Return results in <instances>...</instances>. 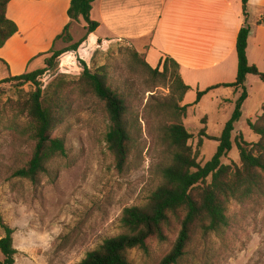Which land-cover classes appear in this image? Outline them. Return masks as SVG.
I'll return each instance as SVG.
<instances>
[{"label":"rangeland","instance_id":"rangeland-1","mask_svg":"<svg viewBox=\"0 0 264 264\" xmlns=\"http://www.w3.org/2000/svg\"><path fill=\"white\" fill-rule=\"evenodd\" d=\"M8 15L11 16V10ZM70 32L73 37L70 44L58 40L46 53L48 56L42 55L30 63L28 72L42 69L52 53L79 42L85 36V24L72 23ZM82 44L76 51L69 50L56 58L40 80L45 102L54 104L57 111L52 136L63 137L66 147V156L52 164L59 171L54 180L45 177L35 186L11 176L29 158L30 124L18 112L17 103L27 99L33 88L29 84L16 87L0 83V215L2 222L14 229L15 264H78L104 240L120 234L122 211L143 206L158 184L156 168L166 152L158 138L161 118L155 116L151 107L155 100L162 102L168 96V89L160 80L153 81L143 73L128 41ZM11 50L7 52V64L0 62V81L27 71L24 60L28 50L19 47ZM80 61L92 73L104 67L107 84L128 96L134 112L142 118L137 155L130 169L122 174L116 171L105 141L109 129L105 106L83 89ZM220 89L210 91L186 111L183 123L192 135L188 145L193 150L202 128L205 127L208 136L218 138L234 110L240 91L232 95L225 89H234ZM245 89L248 97L242 104L240 119L234 124L232 150L222 159L224 165H240L234 144L239 134L250 144L259 140L247 122L255 123L261 115L264 82L249 75ZM196 91V88L190 91L186 104L194 103ZM217 145L216 141L203 138L197 160L201 166L211 159ZM262 181L261 190L250 199L231 203L230 225L224 232L194 238L178 264H264V178ZM176 228L173 225L167 232L165 242L148 241L146 254L137 249L129 251L131 263L157 264L170 250ZM3 235L0 226V238Z\"/></svg>","mask_w":264,"mask_h":264},{"label":"trees","instance_id":"trees-1","mask_svg":"<svg viewBox=\"0 0 264 264\" xmlns=\"http://www.w3.org/2000/svg\"><path fill=\"white\" fill-rule=\"evenodd\" d=\"M11 0H0V49L17 33L16 24L7 17V5ZM42 1V0H26ZM95 0H70L67 9L68 22L57 40L63 39L70 44L73 41L70 28L74 22L85 24V36L77 43L52 53L45 60V67L24 74L9 76L0 83L16 87L29 84L33 91L28 98L17 103L18 112L29 121L30 154L28 160L15 168L13 178L29 181L37 186L45 177L54 180L58 170L52 164L66 156L63 137L52 136L57 120L54 104L46 103L40 85L41 78L52 68L56 58L69 50H77L93 33L98 24L90 19L92 3ZM247 0H241L242 14L246 17ZM249 27L240 28L235 45L237 56L236 78L233 83L218 84L203 91H196L192 105H182L184 96L190 91L179 73V64L169 56L162 57L156 68H151L136 51L133 57L143 73L151 80H160L168 89V96L162 102H153L151 109L161 118L158 138L165 148L166 157L156 168L158 184L143 206H131L122 211L120 234L108 238L96 249L86 254L78 264H132L128 252L137 249L144 254L148 250V241L165 242L167 232L177 227L176 238L170 250L157 264H178L185 256L190 242L194 238H205L211 234L224 232L230 225L228 210L232 202L242 203L260 191L264 178V105L261 115L255 123L247 122L249 130L259 140L255 144L243 140L242 134L234 139L240 165H224L232 150L234 124L241 117V107L248 95L245 89L246 77L256 76L264 82V73L250 65L246 56ZM0 62H3L0 60ZM82 75L80 83L88 93L103 102L109 120V129L105 136L115 169L124 173L131 167L136 157L141 135V117L134 112L130 99L107 84V72L104 67L91 72L85 62L80 61ZM232 88L240 95L234 110L224 124L218 138L206 134L205 127L198 132L195 150L188 145L192 135L186 130L183 119L190 106L199 103L208 92L218 88ZM203 138L218 143L211 159L203 166L197 161ZM176 225V226H175ZM4 232L0 238V264H15L17 250L13 247L14 229L2 222Z\"/></svg>","mask_w":264,"mask_h":264},{"label":"crops","instance_id":"crops-1","mask_svg":"<svg viewBox=\"0 0 264 264\" xmlns=\"http://www.w3.org/2000/svg\"><path fill=\"white\" fill-rule=\"evenodd\" d=\"M69 3L70 0H11L7 17L16 24L17 33L0 53L6 48L27 49V73L30 63L42 55L48 56V50L57 43L68 22ZM90 19L98 26L84 43L91 46L128 41L151 68L169 56L179 64L181 79L190 91L233 83L237 34L247 25L248 63L264 73V0H247L246 17L241 0H95ZM9 51L0 56L4 65ZM190 91L184 96L183 105H191L184 102Z\"/></svg>","mask_w":264,"mask_h":264}]
</instances>
